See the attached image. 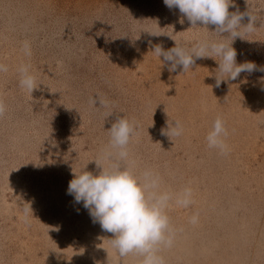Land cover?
<instances>
[{
  "label": "rangeland",
  "instance_id": "rangeland-1",
  "mask_svg": "<svg viewBox=\"0 0 264 264\" xmlns=\"http://www.w3.org/2000/svg\"><path fill=\"white\" fill-rule=\"evenodd\" d=\"M237 10L256 17V30L233 42L237 62L264 66V0H233ZM198 27L163 0H0V264H142L119 256L113 234L67 194L74 173L102 171L107 131L123 116L137 134L122 166L153 170L173 195L164 264H264V73L217 87L218 58L169 71L153 46L222 38ZM23 65L33 93L20 85ZM218 116L227 154L206 140ZM168 121L183 134L163 135ZM185 188L192 203L182 207Z\"/></svg>",
  "mask_w": 264,
  "mask_h": 264
},
{
  "label": "clouds",
  "instance_id": "clouds-1",
  "mask_svg": "<svg viewBox=\"0 0 264 264\" xmlns=\"http://www.w3.org/2000/svg\"><path fill=\"white\" fill-rule=\"evenodd\" d=\"M163 3L169 9H179L190 22V29L202 28L198 25H213L214 32L222 37L216 40L202 38L190 47L175 42L176 46L169 50H164L162 45H154L153 54L160 60L163 58L161 61L169 65V71L175 72L182 67L183 72H187L193 68L197 59L218 58L219 67L215 74L217 87L221 82L237 80L244 72L264 73V66H258L255 62L238 63V52L233 47L238 37L256 30V17L249 11L230 12L233 0H163ZM245 17L249 18L247 24L242 23ZM24 52L31 55L28 42L24 43ZM4 71H7L6 66L0 64V72ZM19 72L21 87L33 93L37 84L30 66H21ZM261 83L264 84V78ZM261 91H264V87ZM4 110V105L0 103V114ZM183 131L180 121H168L162 134L179 137ZM107 132L110 136L109 144L98 157L101 164L96 163L102 171L98 175L86 170L74 173L67 194L74 197L76 204L82 203L93 223H98L103 231L113 234L114 238L109 239V242L119 256L136 254L143 258L142 264H164L158 252L162 247H171L173 243L174 232L166 213L173 195L161 190V177L153 170L146 169L138 176L131 164L128 167L122 166V162L129 160L128 146L137 134L135 122L125 116L118 117ZM227 135L225 122L218 116L206 137L208 147L227 154ZM104 163L108 167H104ZM175 203L182 207L189 206L192 203V190L185 188L177 194ZM27 214L28 210L25 209V220ZM197 220V216L191 218L192 223Z\"/></svg>",
  "mask_w": 264,
  "mask_h": 264
}]
</instances>
